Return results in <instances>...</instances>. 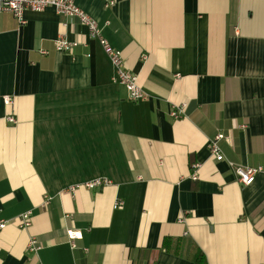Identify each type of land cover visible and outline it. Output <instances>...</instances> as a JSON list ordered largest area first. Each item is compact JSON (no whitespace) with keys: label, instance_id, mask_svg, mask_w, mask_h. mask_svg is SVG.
I'll use <instances>...</instances> for the list:
<instances>
[{"label":"crops","instance_id":"crops-1","mask_svg":"<svg viewBox=\"0 0 264 264\" xmlns=\"http://www.w3.org/2000/svg\"><path fill=\"white\" fill-rule=\"evenodd\" d=\"M74 1L146 98L77 18L0 12V264H264V0ZM230 163L261 170L243 185Z\"/></svg>","mask_w":264,"mask_h":264},{"label":"built area","instance_id":"built-area-1","mask_svg":"<svg viewBox=\"0 0 264 264\" xmlns=\"http://www.w3.org/2000/svg\"><path fill=\"white\" fill-rule=\"evenodd\" d=\"M105 5H113L114 0H104ZM46 7H52L57 14L66 16L68 18H77L83 25L88 29L89 35L96 38L102 48L105 50L110 62L114 67V73L111 75V81L124 85L127 91V97L130 100L137 101L145 99L146 95L140 85L138 84V76L136 73L125 68L123 64L122 53L119 49H115L110 46L107 39L102 35L101 29L98 26L97 21L90 17L85 11L78 7L74 0H0V12L11 13L18 21L24 20L23 13L26 9L40 11ZM77 40H69L65 35H58L52 42V47L55 51L70 52L77 45ZM41 54H48L49 50L45 48L39 49ZM5 103L11 102V97L6 95L4 97ZM181 113L180 109L173 110L172 116L178 117ZM9 122L15 123V117L12 114L7 115ZM223 133H217L208 142L209 151L215 156L217 160L223 159L218 141L224 138ZM233 165L234 171L237 175L238 181L243 185L251 184L256 174L261 170L260 167ZM110 183V180L106 177H96L89 180H85L71 187V190L83 186L88 189L100 187ZM123 205L122 199H117L114 203V207H120ZM19 226L27 227L31 222V211H25L19 215ZM8 223L7 219L0 218V231L6 227ZM68 240L72 248L76 247L75 240L81 238L82 234L80 231L73 228L66 230ZM41 244L38 239L34 236L29 238L27 243V249L35 252L40 248Z\"/></svg>","mask_w":264,"mask_h":264}]
</instances>
